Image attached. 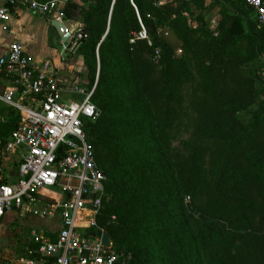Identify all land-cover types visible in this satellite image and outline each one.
I'll return each mask as SVG.
<instances>
[{"label":"trees","instance_id":"16d2710c","mask_svg":"<svg viewBox=\"0 0 264 264\" xmlns=\"http://www.w3.org/2000/svg\"><path fill=\"white\" fill-rule=\"evenodd\" d=\"M83 1L65 12L91 30L76 50L88 90L99 72V115L84 124L107 178L99 224L116 218L106 231L133 264H264V27L254 10L213 0V30L203 13L190 23L191 6L204 11L205 0ZM139 18L152 45L130 43ZM165 27L181 40L180 55L160 37ZM0 112L2 165L21 115ZM187 118L191 138L176 154Z\"/></svg>","mask_w":264,"mask_h":264},{"label":"built area","instance_id":"2783aa9c","mask_svg":"<svg viewBox=\"0 0 264 264\" xmlns=\"http://www.w3.org/2000/svg\"><path fill=\"white\" fill-rule=\"evenodd\" d=\"M70 1L3 0L0 22L8 23L17 9L25 8L62 23V32L69 33L65 10ZM242 1L264 27V0ZM139 22L141 31L130 43L152 45L148 29L140 18ZM82 30L81 26L77 31ZM158 57L160 50L156 49L154 59ZM0 72L11 78L0 102L21 115L4 148L6 157L21 161L17 178L10 180L0 165V221L16 211L51 225L31 231L36 247H29L24 257L1 264H124L122 255L113 250L111 237L110 246L103 242L106 226L116 218L103 226L98 222L108 198L107 178L84 129L85 121H95L99 115L92 102L98 77L92 90L77 77L64 89L52 60L36 64L19 42L11 43L0 57ZM69 95L78 99H69ZM4 121L0 112V126Z\"/></svg>","mask_w":264,"mask_h":264},{"label":"crops","instance_id":"0c3cea01","mask_svg":"<svg viewBox=\"0 0 264 264\" xmlns=\"http://www.w3.org/2000/svg\"><path fill=\"white\" fill-rule=\"evenodd\" d=\"M1 3H3V0H0V4ZM205 6L206 10L201 11L193 4L191 6V13H195V15L190 14V17H194L195 19V17L199 15V12L203 13L205 16L208 8L211 6L214 7L217 10L218 18L213 22L215 26L209 27L215 30L220 20V6L216 5L213 0H205ZM194 19L191 21L190 18V23L195 27L196 22ZM50 23L51 20L49 18L39 17L25 8L17 9L8 23L0 22V57L7 53L11 43L19 42L36 64H42L46 60H52L58 71L59 82L64 89L71 87L76 77L84 84L89 74L88 68L84 63V58L80 56L76 50L74 52L64 53V49L57 46L55 34H50ZM66 24L72 32L77 31L82 26L81 23L75 20H66ZM75 73H78L76 77ZM10 85L11 78L7 74L0 72V94L2 95ZM2 106L5 105L0 102V108H2ZM15 166L18 171V166ZM6 174L10 180L16 179V175H9L8 172H6Z\"/></svg>","mask_w":264,"mask_h":264},{"label":"rangeland","instance_id":"374dc122","mask_svg":"<svg viewBox=\"0 0 264 264\" xmlns=\"http://www.w3.org/2000/svg\"><path fill=\"white\" fill-rule=\"evenodd\" d=\"M83 0H76V2L82 4ZM85 4V3H84ZM88 4L86 3L85 7ZM194 6H196L194 4ZM201 12H199L200 14ZM195 15V13H193ZM206 21L210 27L215 26L214 21L218 18L217 10L214 7H209L208 11L205 13ZM191 21L194 17H190ZM181 50V49H180ZM177 52V51H176ZM182 53V50L179 55ZM154 59V58H153ZM155 60V59H154ZM99 79V72L96 76ZM69 99H78L76 96H68ZM190 118L184 120L183 126L177 130V134H175L172 149H174V153H180V149L182 148V143L191 138L192 130L190 128ZM1 162L5 167V171L8 172L9 175L15 176L17 173V163L19 159L16 157H5L4 152H1ZM108 196V195H107ZM107 203H109V197L107 198ZM109 220L102 224H106ZM112 224V223H111ZM110 224V225H111ZM110 225L106 226L109 227ZM51 227L48 221L40 220L38 218H34L32 216L24 217L19 212H11L5 216L3 220L0 221V264L9 261L15 258L24 257L27 254V249L29 248L31 243V231L33 229L43 230L45 228ZM55 229V227H52ZM54 231V230H53ZM108 233V232H107ZM112 239V238H111ZM120 238H117L118 241ZM114 248L113 250L122 255L124 264H133V255L132 253H125L117 249L116 241L112 239Z\"/></svg>","mask_w":264,"mask_h":264},{"label":"water","instance_id":"95a60500","mask_svg":"<svg viewBox=\"0 0 264 264\" xmlns=\"http://www.w3.org/2000/svg\"><path fill=\"white\" fill-rule=\"evenodd\" d=\"M62 28L64 25L56 20L50 23V34H55L57 38V46L64 49V53L74 52L83 39H89L91 36V30L85 29L82 31L63 33ZM152 31V29L150 28ZM160 37L174 50L179 51L182 48V42L169 27H165L159 32ZM75 77L78 73H75ZM91 76L88 74L87 79L84 81V85L90 84ZM104 245L110 246V235L105 233L103 237Z\"/></svg>","mask_w":264,"mask_h":264}]
</instances>
